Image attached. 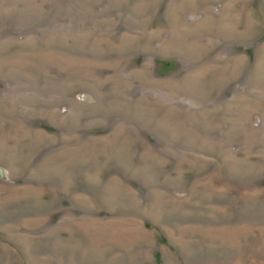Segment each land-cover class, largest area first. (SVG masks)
I'll return each mask as SVG.
<instances>
[{
    "label": "rangeland",
    "instance_id": "obj_1",
    "mask_svg": "<svg viewBox=\"0 0 264 264\" xmlns=\"http://www.w3.org/2000/svg\"><path fill=\"white\" fill-rule=\"evenodd\" d=\"M0 264H264V0H0Z\"/></svg>",
    "mask_w": 264,
    "mask_h": 264
}]
</instances>
